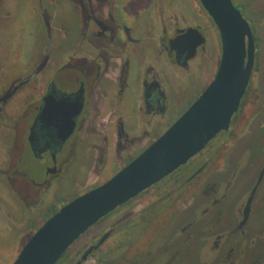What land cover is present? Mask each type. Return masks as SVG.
<instances>
[{"label":"flooded vegetation","instance_id":"obj_1","mask_svg":"<svg viewBox=\"0 0 264 264\" xmlns=\"http://www.w3.org/2000/svg\"><path fill=\"white\" fill-rule=\"evenodd\" d=\"M245 9L252 19L247 21L255 39L254 67L230 127L186 164L101 218L56 264L185 263L190 242L209 254H200L198 264H244L264 245L263 220L256 216L264 204L257 198L264 160L232 207L234 216L228 220L221 212L240 172L230 162L231 148L246 137L263 138L258 131L264 128V110L259 111L264 86L253 84L260 39L256 20ZM145 23L155 30L154 55L144 50L148 31L153 32L141 31ZM1 24L11 27V35L0 61V131L11 130L12 145L0 146V172L16 194L22 215H31L33 204L45 202L80 158L90 168L85 192L68 195L46 212L45 205L37 211L52 216L109 180H103L106 170H122L172 123L167 81L183 87L200 73L211 50L209 63L218 62L217 72L222 55L218 28L200 0H0ZM37 28L43 39H38ZM189 28L201 31L204 42L192 54L188 45L172 48L171 41ZM25 35L31 37L27 51ZM246 102L250 110L244 116ZM256 104L257 114L251 117ZM245 121L261 125L246 133ZM23 163L31 171L22 169ZM258 256L262 263L264 255Z\"/></svg>","mask_w":264,"mask_h":264},{"label":"water","instance_id":"obj_2","mask_svg":"<svg viewBox=\"0 0 264 264\" xmlns=\"http://www.w3.org/2000/svg\"><path fill=\"white\" fill-rule=\"evenodd\" d=\"M218 28L222 55L213 80L196 101L148 148L100 186L83 193L49 217L12 264H56L90 227L117 207L186 164L230 127L249 85L255 59L252 28L233 0H200ZM189 28L171 41L192 54L204 42Z\"/></svg>","mask_w":264,"mask_h":264},{"label":"rangeland","instance_id":"obj_3","mask_svg":"<svg viewBox=\"0 0 264 264\" xmlns=\"http://www.w3.org/2000/svg\"><path fill=\"white\" fill-rule=\"evenodd\" d=\"M235 5L241 10L244 17L252 23V19L250 17V13L246 11L245 8L250 10L252 16L256 20L257 25V35L259 36V60L257 65V71L254 73L253 84L258 85L259 88L264 86V0H235ZM177 7V6H176ZM24 23L23 26L26 25V13H23ZM39 26V25H38ZM254 26V25H253ZM40 27V26H39ZM41 28V27H40ZM153 26L150 23H145L140 26L141 31L143 30H153ZM39 28H37L38 30ZM156 32H159V29L156 28ZM150 33L149 38L147 39L148 46L144 50L149 53V55H154V47L155 42L153 40V36L155 34V30L153 32L148 31ZM11 35V27H4L2 24L0 25V61L4 58L5 49H3L6 45H9L8 36ZM31 37L24 36L23 38V49L28 50V43L30 42ZM43 39V32L39 29V38ZM213 49V47H212ZM213 50H211L208 56L209 60L213 59ZM220 54L218 55V58ZM212 58V59H211ZM209 60L203 63L200 73H197L195 77L192 79L186 80V83L183 87L179 88L176 84L172 82L169 84L167 81L170 91V107L172 110V123L179 118L202 94L205 90L207 84L212 80L218 62H210ZM137 65L133 63V68ZM133 71H136L135 69ZM172 74H169L171 77ZM125 107V106H124ZM259 105L256 104V108L251 109L250 116L253 117L255 110L257 111ZM246 110H250V102L249 104L246 102L244 105V116ZM264 110V105L261 106L259 111ZM249 115V114H248ZM242 116V118L244 117ZM263 119V118H262ZM246 122V121H245ZM170 122V125L172 124ZM237 123L234 124V128L238 127ZM261 123H255L250 121L249 123L244 124V132H252L257 131L259 129ZM168 127L162 129L161 134ZM249 129V130H248ZM254 129V130H253ZM248 130V131H247ZM9 132L12 134L11 130L4 129L0 131V146H11L12 140L10 139ZM262 133L261 139H253L250 137H246L245 140L238 142V145H235L231 148L230 162L237 164L240 168V172L236 177L237 180L236 186L234 190L230 193L228 197L227 203L223 206L221 212L223 216H229L228 220L234 216L232 211V207L234 208L235 202H237L239 197H242L248 188L252 185L253 180H255L258 175V171L260 169V165L264 160V128L260 131ZM9 138V140H8ZM1 155V154H0ZM22 169L29 170L30 166L26 164H22ZM89 163L86 162L84 165L82 164L81 158L76 160L74 164L65 171V174L56 185V189H53L48 197L45 199V202H38L33 204L32 207L33 213L31 215L20 214V202L16 197L13 189L7 186L5 180L1 179L4 176L3 172H0V264H12L17 256L19 255L21 249L25 245V243L29 240V238L34 234V232L43 225V223L51 216H46L42 209L40 208L37 211L38 207H42L45 205L43 209H53L59 205L61 201H64V198L68 195H74L78 192H85L86 181L90 177L89 173ZM264 169V167H263ZM118 166H114L105 171V175L103 176V180L110 179L115 175L118 171ZM30 174H33L30 172ZM105 177V178H104ZM13 183L17 179V173H13L12 175ZM19 180V179H18ZM17 184H19L17 182ZM30 189H27L25 193L29 192ZM262 198L264 200V178L257 192V198ZM65 202V201H64ZM36 207V208H35ZM36 214H40L39 216H34ZM263 220V231H264V204L263 210L258 209L257 215ZM258 217V218H259ZM224 223V222H223ZM172 232V231H171ZM173 234V232H172ZM172 234H170L172 238ZM264 236V233L262 234ZM189 255L185 257L183 261H187L185 263H181V261L175 262L174 264H198V258L201 254V257L204 258L206 256L209 257L207 250L203 247L201 248L200 244L197 242H190L187 245ZM202 251V253H201ZM264 255V245L260 248H256L249 254L248 260L244 262V264H264L258 262V255ZM257 257V258H256Z\"/></svg>","mask_w":264,"mask_h":264}]
</instances>
